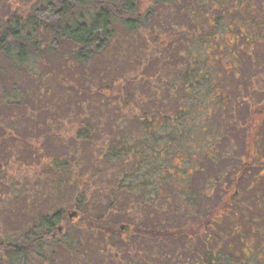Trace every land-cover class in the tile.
Segmentation results:
<instances>
[{"label":"trees","instance_id":"trees-1","mask_svg":"<svg viewBox=\"0 0 264 264\" xmlns=\"http://www.w3.org/2000/svg\"><path fill=\"white\" fill-rule=\"evenodd\" d=\"M236 1L152 0L146 10L140 12V0H38L28 10L26 5H21L20 10L9 12L0 19V59L11 70H23L36 79L38 92L31 99L52 103L54 106L48 104V112L59 109L58 105L69 107L67 115L44 123L49 134L45 142L56 145L55 152L44 164L49 170L45 183L48 194H52L61 185L62 177H66L65 185L72 184L76 190L71 202L81 217L78 225H72L70 213L60 209L64 204L61 197L55 199L53 195H44L43 209L29 214L19 233L0 239V264H60L58 260L64 257L73 258L77 264H264V256L250 248L238 231L236 218L239 214L233 211L234 195L230 196L233 206L229 202H215L212 207L202 203L203 196L208 199L209 195H171L166 202L170 208L155 209L165 218V223L149 225L139 218L123 230L112 215L115 204L134 202L131 197L127 202L123 201L121 195L129 194L132 187L117 172L129 170V165L133 171L124 174L136 179L139 188L152 184L153 170L155 175L158 172L156 197L168 187L172 193L184 192L178 183L191 174L189 164L192 170L195 169L198 162L190 150L196 152L199 147L191 144V148H187L195 135L184 108L178 107L174 112L163 108L173 105L179 89L190 96L195 87L209 88L206 93L213 94L208 100L211 104L203 101L204 96L201 100L209 106V116L215 109L224 110L219 117L221 120H228L233 115L232 92L219 89L221 74L215 73L212 65L220 61L219 54L224 52L227 61L231 56L232 65H221V72L236 71V58L250 56L248 48H255L256 42H264V15H260L264 12V0L260 11L253 0ZM235 10L249 22L235 20L232 17ZM175 13L189 18V28L168 20L169 17L174 19ZM164 15L168 16L166 22L160 18ZM153 19H157L156 22ZM156 26L165 29V34L155 32ZM226 34L231 35L230 41H226ZM240 39L243 41L239 42ZM177 45L185 48L183 51L186 50L188 56V65L180 73L176 69H167L165 64L171 61L168 54L163 53L164 48H177ZM203 47L207 48L206 53ZM59 56V71L38 73L37 61L50 68V63ZM152 58L157 59L165 67L164 74L165 71L168 74L165 80L167 104L157 101L154 88H150L154 84L150 83L149 75L145 74L146 78L138 76L140 67L144 68ZM99 61L105 64L103 68L95 67ZM260 65L262 67L264 63ZM127 73L134 76L129 78ZM233 76L237 79L235 74ZM255 77L256 74L248 77L251 90L255 87L252 82ZM12 82L15 85L17 81ZM144 86L148 87V93ZM139 87L147 95L140 94ZM4 89L0 82L1 102L8 100V104L24 105V98L30 96L15 91L8 93ZM176 101L180 104L178 99ZM158 103L163 107L157 106ZM137 108L142 109L140 114ZM200 108L198 106L189 115L195 116ZM122 122L127 132H122ZM65 126L73 129L74 137L69 141L65 140ZM207 130L210 129L204 128V133ZM204 133L199 136L203 138ZM209 135L213 136L209 140L211 143L219 131ZM255 140H251L250 148ZM81 143L89 145L94 152L96 150L97 157L84 161L78 150ZM204 155L212 164L218 163L215 156L206 155V150ZM184 164L188 166L185 170ZM97 165L120 177L112 189L115 197L111 198L107 208L108 215L97 216L88 210V190L93 186L98 187L99 195L102 192L99 183L97 186L94 183ZM167 169L175 174H168ZM181 170L182 175L178 174ZM101 182L107 190L106 182ZM153 196L150 195L151 200ZM146 204L141 197L137 208ZM183 209L197 218L195 225L176 220L168 223L171 215L177 218ZM259 221L261 218L249 219L248 232H259L260 229L254 227ZM226 223L231 224L230 230L223 228ZM72 226L78 227L79 236H73ZM232 236L240 241L239 249L232 247ZM22 238H25L23 243ZM238 253L240 258H237Z\"/></svg>","mask_w":264,"mask_h":264},{"label":"rangeland","instance_id":"rangeland-1","mask_svg":"<svg viewBox=\"0 0 264 264\" xmlns=\"http://www.w3.org/2000/svg\"><path fill=\"white\" fill-rule=\"evenodd\" d=\"M151 1L152 0H140V12H144ZM35 2H38V0H0V19L5 17L9 12L20 10L22 7L21 5H26L25 9L28 10ZM11 3H13L12 7ZM253 4L257 5L259 7L257 10L259 9L260 11L262 0H253ZM237 5L239 6L238 3L236 6ZM201 10L202 9H200V11ZM175 11L177 10L175 9ZM238 11H232V17H234L235 20L237 19L238 22L243 21L244 23H248L249 20L243 18ZM262 13L264 15V12H261L260 15H262ZM173 15L174 19L169 17V21L177 22L185 28L188 27L190 21L187 16L178 15V13ZM167 17V15H164L160 18L163 19V22H166ZM156 20L157 19H153L155 22ZM207 26L209 27V25L205 24V27ZM247 30L250 31V29ZM164 31L165 29L156 26L155 32H161V35H163L165 34ZM225 38L226 41L232 39L229 34H226ZM242 41L243 39H240L239 42ZM179 46L169 49L166 47L163 49V53L166 52L171 61L169 64H165L167 69L173 71L176 69L177 72L180 73V71L188 65V56L186 50L183 51L185 48L182 49ZM248 49L251 51L250 56L238 55L239 57L236 58L235 65L238 66L236 71L221 72V65H232V62L229 61V57L231 56H228L227 61V57L225 56L226 53L224 52L221 54L218 53L221 62L218 61L212 65L214 72L221 74L220 81L218 82L220 86L219 89L232 92L230 97L232 96V105L234 104L235 109H233V111L231 110L233 115H231L228 120H221L219 118L224 112L223 109H215L213 115L209 116V106L203 104L201 100L204 96L205 98L203 101L208 103L209 97L213 98V94L209 95L210 93H206L209 91V88L205 87V89L195 87L190 96H188L189 93L186 94L182 89H179L175 94L177 97H175V99H178L180 104H178L176 100L170 107H167V105L163 107L158 103L159 105L157 106L166 109L169 108L170 111L174 112L180 107L181 110L184 108L186 115L188 113L187 122H189V127L195 136H193L189 144L190 146H187V148H191V144L199 147L198 150H196L197 154H195V150H190L191 156H195L198 163L195 165L194 170H192L193 168L189 164L188 170L191 171V174L186 177V180L178 183L184 192L172 193L168 187L169 189H165L163 194L157 197L155 196L157 195V191L155 190L157 183L155 181L158 172H156L155 175L153 170L152 178L154 181L152 184H147V187L139 188L136 179L129 178L124 174L126 171L127 175L133 171L130 165L127 166L129 170L126 168L123 173H121L122 170H117V172H120V177L121 175L124 176L125 180L123 181L132 187V193H123V195H121L123 201L127 202L130 197L131 200L134 201L131 204H128V202L117 203L112 207L115 209L112 215H115L114 219L121 225V230H123L127 224L131 226L130 224L139 221V218L143 219L144 222L149 225L158 224L160 222L165 223V218L161 217L162 214L158 215L156 211L161 209L160 207H163L165 210L168 209V207L170 208L166 202H168L171 195H209L208 199H205L204 196L202 198V203L204 205L206 204L207 207H212L215 202H218L217 204L229 202V205H232L233 201L230 196L234 195L236 196V198H234L236 204L233 211L239 214L236 219L239 225L238 229H240L238 231H241L242 240L246 241L249 247L254 251L258 250V252L264 256V66L261 67L260 65L264 63V42H256L255 48ZM202 50H204L205 53L207 52V48L203 47ZM60 57L61 56L55 58V61L50 63V65L47 63L52 69L49 67L47 68V66L42 63L38 64L39 61H37L36 68L38 73H49L51 70L59 71L61 68V65H59ZM104 66L105 64L99 61L95 67L103 68ZM118 67L120 68L121 65H118ZM140 68L141 70L138 76L146 78L145 76L149 75L147 77H149L150 83L154 84L151 85L150 88H154L159 98L157 101L164 102V104L169 103L167 102L168 93L165 90L167 85L165 80H167L168 74H166V71L165 74L164 71H162L165 67L159 64L157 59L154 58L148 65H145L144 68L146 70L143 66ZM121 69L122 67L120 70ZM75 72L79 73V71ZM234 74L237 79L234 78ZM255 74L257 78L255 77L252 82L255 84L254 90H259L258 93L250 89V82H248V79H250L248 77H252V75ZM127 75L129 78L134 76L129 73H127ZM14 80L17 81L15 85L12 84ZM0 82L3 84V87L8 90V93L15 91L17 93L30 94V96L27 94L28 97L24 98L22 103L24 105H16L12 103L8 104V100L1 102V100H3V95L0 93V239L11 233L14 235L19 233L21 227L26 223L27 216L29 214L34 215L35 213H39L45 204L44 195H53L55 199L61 197L64 204L60 209L70 213L72 225H78L81 217L78 212H75L71 202V198L76 195V190L73 185L66 186L65 184H67V182H64L66 177H62V183L59 188L56 189V192L48 194V186H46L45 183L49 170L46 166L44 167V164L48 161L49 156L53 155L55 152L56 145L45 142L49 134L47 133L48 126L44 123L52 122L54 118L58 119L61 115H67L69 107L58 105L59 109H56L54 112L53 110L48 112L46 110L47 107H50L48 104L53 105L52 103L45 104L44 101L40 102L31 99L38 92L39 85L36 79L30 78L23 70L20 72L11 70L3 59H0ZM236 86L237 89H233ZM141 89L140 87L138 88L140 94L144 96L149 92L147 86H144V90L147 93ZM239 90L240 93H236ZM139 92H137V94ZM211 92H213V90ZM215 93H217V91ZM210 104L211 103H208V105ZM198 106L202 108L197 109L195 116L192 114L189 115V113L194 111ZM60 109L62 112H60ZM137 110L140 114L142 109L137 108ZM200 116H202L203 119ZM22 118L24 120H22ZM17 120L18 122L14 125L13 123ZM122 124V132H127L123 122ZM204 128L210 130L204 133ZM217 131H219V135L215 136V140L212 139L211 144L209 140L213 136L209 134ZM202 132L204 133L203 138L200 137V133ZM64 135L65 140H71L74 137L73 129L69 126H65ZM253 138L256 140L254 144H251L250 148L248 145ZM92 149L93 148L86 143L79 144V154L82 155L84 161L88 162L90 157H97L96 150L94 152V149ZM205 150L206 155L215 156L218 163L212 164L211 160L205 157ZM192 153L194 154L192 155ZM102 164L103 166H107L104 163ZM177 164L179 165V160H176V165ZM188 166L184 164L185 168L183 169L185 170ZM99 169L103 172H100ZM104 172L105 170L99 168L97 165V176L94 183L96 184L95 186L99 183L100 187H102L101 195L96 192L98 187L93 186L88 190L89 193L87 195V199L90 201L88 210H90V213L97 216L108 213L107 208L111 204V198L114 196L112 189L117 184V179H120L119 176L112 175L111 170ZM167 172L170 175L175 174L171 172L170 169H167ZM178 174L182 175V170L179 171ZM84 178L87 179L88 176ZM101 180L108 185L107 190H104ZM76 186L79 187L78 182ZM150 195H154L152 200ZM165 195H168L169 198ZM141 197L144 198L147 204L138 209V201ZM15 198H19V200ZM149 202L151 205H148ZM254 205H256L257 209H255ZM250 209H252L251 213ZM115 211L117 212L115 213ZM177 215V218L171 215L168 223L173 222V220L178 221V223L186 221L188 225H195L197 223V218L194 217L193 213L191 214L185 209ZM253 217L261 218L259 224L254 225L256 229H260L259 232H248L247 230L248 221ZM72 227H74V233L71 230L73 236L78 235L80 233L78 227ZM214 227L216 229L218 228L217 225ZM223 228H226L225 230H230L231 224L226 223ZM63 232H65V229ZM68 232H70V230ZM23 241H25V238H22L21 242L23 243ZM230 242L233 248L236 247V249H239L241 246L240 241L236 237L233 238L232 236ZM258 242H260V244ZM173 250L168 251L174 252ZM165 251L167 252V250ZM240 257L241 255L238 253L237 258ZM58 261L60 264H77L73 261V258L68 257L61 258Z\"/></svg>","mask_w":264,"mask_h":264}]
</instances>
